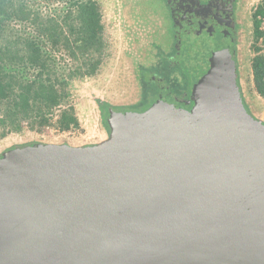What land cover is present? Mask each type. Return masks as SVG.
I'll list each match as a JSON object with an SVG mask.
<instances>
[{"label":"water","instance_id":"1","mask_svg":"<svg viewBox=\"0 0 264 264\" xmlns=\"http://www.w3.org/2000/svg\"><path fill=\"white\" fill-rule=\"evenodd\" d=\"M191 100L0 152V264H264V122L215 64Z\"/></svg>","mask_w":264,"mask_h":264},{"label":"rangeland","instance_id":"2","mask_svg":"<svg viewBox=\"0 0 264 264\" xmlns=\"http://www.w3.org/2000/svg\"><path fill=\"white\" fill-rule=\"evenodd\" d=\"M92 1L97 3L100 13L101 31L98 36L101 43L97 49L99 51L96 49L81 51L78 55L80 61H76L65 47L59 46L62 41L51 44L43 35L39 37L38 45L42 49L43 56L51 59L60 67H69L71 70L75 66L77 67V62L84 65L88 64L89 60L93 62L98 60L96 70L88 74L84 66L82 73L73 76L66 89L62 92L60 89L57 90L60 94L58 104L51 109H47L43 105L37 107L35 117L33 114L30 118L12 114L9 112V104L6 101H0V152L13 145L35 141L67 143L74 146L93 143L91 138L95 136L97 130L92 119V107L88 101L90 91L96 94H114L119 84H122L123 64H126L123 60L125 62L126 60L133 61L132 70H134L137 58L145 59L150 53L157 56L161 52V46L168 47V34L165 33V25L161 23V14L158 13L156 4L151 5L148 0H121L120 10L123 19L127 22L133 20L136 25L141 27H133V30L142 36L139 41L131 45V52L126 53L122 60L120 20L117 15V6L113 3L115 0ZM19 2L24 7L23 15L19 17L15 15L6 21L3 36L0 38V48L13 42L11 44L15 45L14 51L21 50L19 54L26 58V41L16 44L14 37L17 34L20 37H22L21 35L27 37L32 35L33 31L37 33V30H34V24H32L35 18L34 14H37V22L42 35L40 22H44L48 18L61 22L66 14L67 3L63 0H19ZM247 5V29L241 51L242 60L245 59L243 64L245 79L243 78L242 84L252 108L257 114L264 117V96L256 91L251 67L255 57L264 58V16L258 14L264 6V0H248ZM74 18V14H72L71 21H69L72 22L71 35L64 25L62 28L66 36L70 38L69 45L72 47L79 46L81 43V41H77L78 26L77 20L75 21ZM15 25L19 26L15 28ZM257 33H260L258 38ZM148 41H152L151 44L154 47L148 46ZM12 45L9 46L13 47ZM62 45L64 44L62 43ZM214 45L216 44H211L198 37L185 40L180 57V69L172 75L174 86L172 83L171 85L177 90L174 94L181 96L182 99L191 96L195 87L212 69L210 60L215 56L214 53L217 50ZM8 71L9 69H7ZM33 76L32 70L25 73L26 78L30 79ZM126 83H128L127 76L124 78L123 85ZM126 87L128 88V86ZM57 88L60 87L57 86ZM129 94L134 93L129 91ZM38 108L42 110L40 111Z\"/></svg>","mask_w":264,"mask_h":264},{"label":"flooded vegetation","instance_id":"3","mask_svg":"<svg viewBox=\"0 0 264 264\" xmlns=\"http://www.w3.org/2000/svg\"><path fill=\"white\" fill-rule=\"evenodd\" d=\"M126 1V0H123ZM156 4L161 14V23L168 34V47L161 46V52L151 53L145 59L136 60V68L132 70L133 61L123 60L126 53L131 52V45L142 36L135 33L133 27H139L133 20L123 19L120 6L121 0H115L120 20L122 60L124 63L122 78L114 94L89 93L88 101L93 111V122L97 132L91 138L97 143L107 132L111 117L118 112H142L158 102L171 104L182 110H191L193 103L190 97L177 96L172 75L180 69V57L184 42L189 38H203L215 43V56L210 64L218 68L233 71L238 93L246 110L256 119L264 122V117L252 108L242 84L243 64L241 57L244 34L246 31L248 0H148ZM153 10L154 8L151 7ZM141 28V27H139ZM148 41L147 45L154 47ZM244 58V57H243ZM127 76L126 85H123ZM245 79V78H244ZM122 85V88H121ZM128 86V88L126 87ZM130 92L134 94L130 95ZM180 97V98H179ZM183 97V96H182ZM101 129V130H100Z\"/></svg>","mask_w":264,"mask_h":264},{"label":"trees","instance_id":"4","mask_svg":"<svg viewBox=\"0 0 264 264\" xmlns=\"http://www.w3.org/2000/svg\"><path fill=\"white\" fill-rule=\"evenodd\" d=\"M63 1L67 3V8L61 22L49 18L45 19L44 22L41 21V30L43 31L41 35L39 23L37 22L38 17L37 14H34L35 18L32 24H34V30H37V33L33 31L32 35L27 37L25 35L20 37L18 34L14 37L16 44L20 41H26V58L24 55L19 54L21 50L16 48L17 50L14 51L15 45L11 44L13 42H9L4 48H0V101H6L9 104V112L12 114L30 118L31 114L35 117L34 114H37V107L39 106L43 105L45 108L51 109L58 104L60 98L57 90L60 89V92H62L66 89L69 82L72 81V77L82 73L84 66L88 74L96 70L98 60L94 62L89 60L88 64L85 63L84 65L77 62V67L75 66L74 69L70 70L69 67H60L51 59L43 56L42 49L38 45L39 37L43 35L51 44L62 41L64 45L61 43L59 46L65 47L76 61H80L78 55L81 51L99 49L101 42L98 34L101 31V25L97 3L92 0ZM23 8L19 0H0V38L3 36L6 21L15 15L16 17L23 15ZM72 14H74L75 21L77 20L78 32L75 30L77 41H81L79 46L73 47L69 45L70 38L66 36L62 29L64 25L71 35L72 22L69 21H71ZM258 14L264 16V6ZM18 26L15 25L14 27ZM259 36L260 33H257V38ZM251 67L256 91L264 96V58L255 57ZM7 69H9L8 72ZM28 70L34 72L33 78L25 77ZM57 86L60 88H57Z\"/></svg>","mask_w":264,"mask_h":264}]
</instances>
